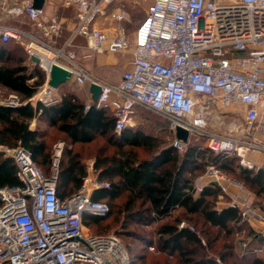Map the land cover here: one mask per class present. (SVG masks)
<instances>
[{"label":"built area","instance_id":"1","mask_svg":"<svg viewBox=\"0 0 264 264\" xmlns=\"http://www.w3.org/2000/svg\"><path fill=\"white\" fill-rule=\"evenodd\" d=\"M115 1L62 0L65 7L74 8L76 26L59 45L63 30L59 17L48 15L33 0H0L1 9L25 15L36 28L30 32L0 23V38L21 43L31 60L39 58L37 64L32 61L47 75L51 65L45 64L46 52L52 54L53 63L71 72L78 85H99L97 101L92 102L89 92L86 108L95 105L112 111L118 135L129 126L135 110L143 107L168 120L174 133L172 145L178 150L184 151L192 136H200L211 152L236 155L243 166L262 168L248 156L264 155V0H146L145 17L133 37L122 24L130 19L128 11L110 10ZM106 16L118 22L115 33L99 25ZM77 36L88 41L87 57L131 51V68L115 83L97 77L78 64L76 52L70 49ZM39 101L48 104L54 99L41 96ZM25 103L14 92L0 98L7 107ZM212 103L243 111L238 134L210 129ZM178 127L188 131V142L176 137ZM65 146L64 140L54 144L47 173L26 147L0 145L5 156L15 161L19 180L18 185L0 187V264H133L116 232L94 234L84 224L86 216L109 213L107 202L93 198V192L109 187V182L87 174L78 190L60 197ZM212 185L220 189L219 202L227 199L239 210L238 225H264V209L242 180L212 163L192 186L197 194ZM179 228L194 230L185 220ZM237 245L245 254L250 242L239 238ZM216 261L225 264L220 257Z\"/></svg>","mask_w":264,"mask_h":264},{"label":"trees","instance_id":"2","mask_svg":"<svg viewBox=\"0 0 264 264\" xmlns=\"http://www.w3.org/2000/svg\"><path fill=\"white\" fill-rule=\"evenodd\" d=\"M46 79L40 66L29 64L19 43L0 38V87L26 101L18 107L0 104V145L26 147L37 163L50 164L49 171H45L50 173L55 140L58 136L64 140L58 192L65 198L79 189L87 175L84 148L104 139L107 144L94 146L90 156L95 158L99 180L110 185L95 190L93 198L107 202L110 211L107 216H86V227L99 224L114 212L117 216L124 214L125 226L129 220L143 225L158 223L159 254L152 258L139 255L133 264H218L216 257L223 261L229 257L225 251L220 256L204 252L213 249L222 236L225 240L233 233L240 219L239 210L229 205L220 209L216 206L220 194L217 186L195 194L193 181L213 163L228 174L239 176L258 198H264V168H247L236 155L216 154L192 142L180 151L139 130L126 128L118 135L110 110L95 105L86 108L85 101L71 91L58 102L38 101L33 105L30 98ZM35 118L41 124L31 128ZM43 123L48 128L43 129ZM136 148H143L150 156L140 157ZM16 169L13 158L0 150V187L19 184ZM119 219L116 217L115 222ZM183 220L194 230L179 228ZM108 228L106 225L103 229ZM254 237L260 239L258 233ZM228 246L225 241L224 247Z\"/></svg>","mask_w":264,"mask_h":264},{"label":"rangeland","instance_id":"3","mask_svg":"<svg viewBox=\"0 0 264 264\" xmlns=\"http://www.w3.org/2000/svg\"><path fill=\"white\" fill-rule=\"evenodd\" d=\"M139 9L141 10L142 8L140 7L138 8V10ZM142 16H143V12L141 13L138 12V14L135 17L138 20L140 18L142 20ZM132 22L128 24L129 28L131 29L136 28V26H138L141 21L135 22V20L133 19ZM0 23L9 26L20 27L23 29L24 28L28 29L31 27V24L25 15L22 14L20 16H15L4 9L0 10ZM19 45L28 55L24 46L21 43H19ZM46 53L52 56L51 53L48 52ZM28 62L31 66L34 65L33 61L29 58V55H28ZM70 83H71L70 86L75 87L78 91L82 93L84 92L81 86L76 85L73 82ZM43 89H44L43 87L40 88V90L38 91V93H36V95L39 94V92H41V90ZM9 93H11L9 90L5 88H1L0 98L2 99L7 97ZM211 105H212V109L209 120L210 129L220 133L238 134L240 128L239 126L242 123V119H243V111L239 108H224L216 103L215 104L212 103ZM127 128H130L133 131H137V130L143 131L150 137L154 138L155 141H159L162 145H170L172 144V141L174 139V133L169 127L168 120L162 117L161 115H159L158 113L143 107H138L135 110L132 116V120ZM59 140L62 139L58 136L55 141H59ZM189 142L200 144L201 146L206 148V139L203 137L192 136ZM106 144L107 143L105 142L104 139H98L95 145L94 144L88 145L84 148L83 161L84 163L86 162L87 173L89 171L90 173L89 175L93 179L95 178L99 179V170L98 171L95 170L94 168L95 158L90 155L93 154L92 152H94L95 149L94 146L102 147L103 145ZM136 149L137 152H139L140 157L150 156V152L144 150L143 148H136ZM248 158L258 162L259 164L262 163L261 162L262 160L264 161V155L262 154L260 155V154L251 153L249 154ZM91 161L93 162L92 165L88 166V164L91 163ZM239 162H240V158H239ZM39 165L43 170L47 172L50 169L49 163L45 165L42 164ZM229 175L238 180H242L237 175H231V174ZM255 203L264 209V198L261 197L258 198L255 194ZM223 204L228 205V200L225 199V201H223L222 203L220 204L217 203L216 206L221 207ZM116 217L120 218L118 222H115ZM125 220L126 217H124V214L117 216V213L114 212L112 213L111 216H108L106 219L101 220L99 224L87 226L86 230L96 234L116 232L127 246L131 256L133 257V260H135L139 255H148V257L150 258L157 256L159 254L158 235H157V228L159 227V224L154 223L152 225H143V224L135 223V220H129V222H127V225L125 226L126 224ZM106 225L107 227L109 226V228L103 229ZM255 233L259 234L260 239L254 237ZM239 238H245L250 242L248 251L245 254H241V251L238 248L237 241ZM223 240L224 238L222 236V238L218 242H216L213 249L211 250L205 249L204 254L207 253L211 256H220V253L225 251L226 253L229 254V257L224 259L225 264H264V225L260 223H253L251 225L250 224L237 225L234 228L233 233L227 236L224 241ZM225 241H227L229 245L227 248L224 247ZM151 246H154L155 249L152 250ZM202 251H203L202 248L199 249L200 254L203 253Z\"/></svg>","mask_w":264,"mask_h":264},{"label":"crops","instance_id":"4","mask_svg":"<svg viewBox=\"0 0 264 264\" xmlns=\"http://www.w3.org/2000/svg\"><path fill=\"white\" fill-rule=\"evenodd\" d=\"M13 1L14 0H10V2H13ZM33 1L35 2L36 0H33ZM148 5H149V2L146 0H116L115 3L110 7V10L123 7L124 9L128 11L130 19L122 22V24L125 25L128 31L131 33V37H133L134 31L137 28V26L136 28L131 29L129 28L128 24L131 23L133 19L135 20V22L142 21L143 18L145 17ZM43 6L45 7L48 15H51V16L55 15L59 17L63 23L62 33L57 38V43L61 45L66 40H68V38L71 35L72 29L76 26L75 10L72 7H65L62 4V0H44ZM140 7L142 9L138 10V8ZM137 10L140 13L143 12L144 17L142 16V20L141 18L139 20L136 19L135 16L138 14ZM28 20L31 24V27L28 29L24 28V30H27L30 32L35 31L36 28L34 26V23L30 19ZM98 23L101 27L112 31V33H115L117 30L118 22L112 19L110 16H106L102 18L101 20H99ZM70 49L76 52L77 62L79 65L83 66L84 68L92 72L97 77L103 78L106 81H109L112 83L118 82L121 79L124 71L131 68L132 66L133 54L131 51L124 52V53L103 52V53H97L94 57H87L86 55L91 51V49L89 48L87 39L81 36H77L74 39L73 45L70 46ZM32 66H35V65H32ZM47 80H48V76H47L46 82L40 87V88L43 87L44 89L41 90L39 94L37 95L35 94L33 97L30 98L33 105H36V103L39 101V97L41 96H44L48 99H54L53 102H58L62 99V96L69 91L74 92L81 99H83L85 103L87 104V101L89 98L88 93L90 92V87L88 88V87L81 86L83 91L85 92V95H84V92L82 93L78 91L75 87L70 86L71 85L70 82H73L76 85H78L72 78H70V80L72 81L65 82L55 89L51 88L50 92H46L45 89L50 88L47 85ZM38 124H41V122L37 118H35L31 122V128H35ZM42 127L43 129L48 128V126L45 123L42 124ZM261 162H262L261 164H259L258 162L257 163L261 165L262 168H264V161L262 160ZM92 163L93 162L91 161V163H89L88 166H91ZM87 174H90L89 171ZM223 201L224 200L220 202L217 201V203L220 204ZM224 206H227V204H223L221 207H218V208L220 209Z\"/></svg>","mask_w":264,"mask_h":264},{"label":"water","instance_id":"5","mask_svg":"<svg viewBox=\"0 0 264 264\" xmlns=\"http://www.w3.org/2000/svg\"><path fill=\"white\" fill-rule=\"evenodd\" d=\"M44 0H36L35 5L36 6H43ZM32 60L37 64L39 63V58L32 57ZM48 80L47 85L55 89L59 87L61 84L68 82L71 78V72L65 69L64 67L53 63L50 66L49 73H48ZM101 92V87L97 84H91L90 85V93H91V100L92 102H96L98 99V96ZM176 137L178 139H182L185 142L189 141V133L188 131L178 127L175 133Z\"/></svg>","mask_w":264,"mask_h":264},{"label":"bare ground","instance_id":"6","mask_svg":"<svg viewBox=\"0 0 264 264\" xmlns=\"http://www.w3.org/2000/svg\"><path fill=\"white\" fill-rule=\"evenodd\" d=\"M43 58H44V60H45V64H46V65H48V66L52 65V63H53V59L51 58V56L47 55V56H45V57H43ZM217 117H218V116H217Z\"/></svg>","mask_w":264,"mask_h":264}]
</instances>
